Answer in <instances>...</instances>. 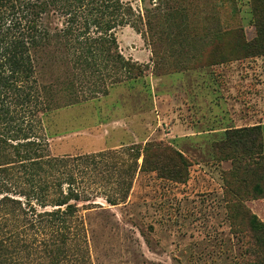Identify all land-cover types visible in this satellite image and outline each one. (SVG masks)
Returning <instances> with one entry per match:
<instances>
[{
	"label": "rangeland",
	"instance_id": "374dc122",
	"mask_svg": "<svg viewBox=\"0 0 264 264\" xmlns=\"http://www.w3.org/2000/svg\"><path fill=\"white\" fill-rule=\"evenodd\" d=\"M122 1L132 14L109 33L131 67L106 62L114 47L92 26L100 66L74 103L60 85L37 131L54 157L102 162L78 202L89 263L264 264V0ZM35 67L42 84L66 76L47 55ZM157 143L185 178L156 168ZM115 151L131 178L106 165Z\"/></svg>",
	"mask_w": 264,
	"mask_h": 264
},
{
	"label": "trees",
	"instance_id": "16d2710c",
	"mask_svg": "<svg viewBox=\"0 0 264 264\" xmlns=\"http://www.w3.org/2000/svg\"><path fill=\"white\" fill-rule=\"evenodd\" d=\"M54 13L67 18L66 27H52ZM131 14L122 0H0V194H7L0 198V264H90L78 202L91 200L87 182L102 162L89 155L54 157L37 131L42 117L61 106L55 100L60 85L68 82L67 96L74 103L76 81L100 66L92 26L114 47L106 62L131 67L109 33ZM79 24L84 33L77 32ZM65 38L73 42L63 44ZM46 55L65 69L64 80L39 82L35 63ZM153 149L157 169L168 170L172 179L185 178V159L177 151L164 143ZM106 155L110 170L132 177L136 163L120 169L118 152ZM118 183L122 200L127 180Z\"/></svg>",
	"mask_w": 264,
	"mask_h": 264
}]
</instances>
